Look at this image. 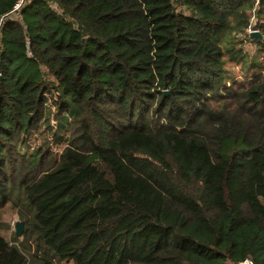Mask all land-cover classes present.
Masks as SVG:
<instances>
[{"label": "trees", "instance_id": "trees-1", "mask_svg": "<svg viewBox=\"0 0 264 264\" xmlns=\"http://www.w3.org/2000/svg\"><path fill=\"white\" fill-rule=\"evenodd\" d=\"M253 18L264 35V0H37L5 20L0 208L26 229L0 234V264H264ZM50 113L59 156L25 152Z\"/></svg>", "mask_w": 264, "mask_h": 264}, {"label": "rangeland", "instance_id": "rangeland-1", "mask_svg": "<svg viewBox=\"0 0 264 264\" xmlns=\"http://www.w3.org/2000/svg\"><path fill=\"white\" fill-rule=\"evenodd\" d=\"M257 19H251V26H257ZM248 55L247 58L256 57L258 61H264V55L259 53V48L257 45L249 42H246L241 45ZM236 64H227V69L230 72V75L235 76L237 80L243 81L246 77H251L256 70L254 68L250 69L249 66H245L240 62H235ZM49 100L52 99V96H48ZM49 108L53 112L56 108L54 103L49 101ZM49 111V112H51ZM50 118V121L42 122V129L30 134L28 136V146L24 147V151L27 153L33 152V150L40 146H45L44 149L51 152L54 156H59L61 149L63 148L62 143L57 145L55 142V137L51 134L48 129V124L55 126L57 124L55 118L52 114H47ZM45 121V120H44ZM57 140V139H56ZM18 221H24L21 219L18 211V207H14L13 205L7 204L6 206L0 208V234L5 237L9 242L21 245L23 242V238H17L15 235V225ZM26 222V221H25ZM63 264H68L64 262ZM71 264V263H69Z\"/></svg>", "mask_w": 264, "mask_h": 264}, {"label": "built area", "instance_id": "built-area-1", "mask_svg": "<svg viewBox=\"0 0 264 264\" xmlns=\"http://www.w3.org/2000/svg\"><path fill=\"white\" fill-rule=\"evenodd\" d=\"M35 1H37V0H18L14 9L9 14H6L0 18V40H1V35H2V27H3V23L5 22V20H7V19L19 20L20 13H21L22 9L26 5H28L32 2H35ZM53 9L57 10L58 13L61 14V11L56 6H53ZM257 30H258L257 26H255V25L250 26L248 28V33L252 32V31H257ZM0 76H1V73H0ZM242 264H254V262L251 258H247V259H245V261Z\"/></svg>", "mask_w": 264, "mask_h": 264}, {"label": "water", "instance_id": "water-1", "mask_svg": "<svg viewBox=\"0 0 264 264\" xmlns=\"http://www.w3.org/2000/svg\"><path fill=\"white\" fill-rule=\"evenodd\" d=\"M248 36L251 41H259L264 42V35L259 31H252L248 33ZM164 94L166 96L171 95V91H165ZM26 229V222L25 221H18L15 225V235L17 238H23Z\"/></svg>", "mask_w": 264, "mask_h": 264}]
</instances>
